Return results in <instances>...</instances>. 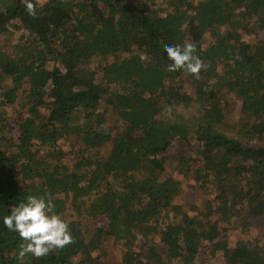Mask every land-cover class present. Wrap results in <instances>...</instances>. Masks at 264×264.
<instances>
[{
    "label": "trees",
    "instance_id": "obj_1",
    "mask_svg": "<svg viewBox=\"0 0 264 264\" xmlns=\"http://www.w3.org/2000/svg\"><path fill=\"white\" fill-rule=\"evenodd\" d=\"M32 2L35 17L0 0V264L23 243L3 218L45 193L75 242L22 264H101L104 239L110 264H264V236L227 234L264 218V0ZM188 41L199 79L167 71L164 45ZM178 173L201 190L194 213Z\"/></svg>",
    "mask_w": 264,
    "mask_h": 264
},
{
    "label": "clouds",
    "instance_id": "obj_2",
    "mask_svg": "<svg viewBox=\"0 0 264 264\" xmlns=\"http://www.w3.org/2000/svg\"><path fill=\"white\" fill-rule=\"evenodd\" d=\"M29 16L37 14L36 4L32 0H22ZM197 45L188 41L183 45H164L167 58L171 61L168 72L183 71L199 79L202 69L206 70L204 62L195 54ZM141 61L149 59L146 53L140 55ZM170 111V109H169ZM8 231L18 233L23 243L17 254V259L31 254L35 258H43L58 250H62L75 242L71 235L69 224L55 213V205L51 194L44 196L29 195L25 202H20L3 218Z\"/></svg>",
    "mask_w": 264,
    "mask_h": 264
},
{
    "label": "rangeland",
    "instance_id": "obj_3",
    "mask_svg": "<svg viewBox=\"0 0 264 264\" xmlns=\"http://www.w3.org/2000/svg\"><path fill=\"white\" fill-rule=\"evenodd\" d=\"M39 2H42L44 0H38ZM14 36L13 35H5L0 37V43L6 46H9L11 41H13ZM96 58L93 57L90 61V65L93 66L96 63ZM185 86L187 87L188 90L191 89V86L189 83H185ZM240 99L237 97H231L228 98V103H227V111L234 115L238 116L240 113ZM192 107H189L187 111H191ZM14 113V112H13ZM110 123L115 122L117 119L115 116H112L109 118ZM173 144L170 145L169 150L170 153L173 152L175 149L174 147V141L172 142ZM172 148V149H171ZM170 159H167L166 164H165V172H170ZM176 176L180 179V186L181 190L180 193L175 197V201L178 203H181L183 207L189 212V213H194L196 210L202 206V203L200 201L201 194H200V188L196 186L197 183H195L192 179L185 175H180L179 173L176 174ZM171 214V213H170ZM81 223H83L84 228L87 230H94L96 225H104L105 224V218L103 216H99L96 218H86L85 216H82L80 218ZM228 234V239L230 242L236 241L238 237L241 235H247V236H264V218L259 217L256 219H253L251 222V226L247 231L242 233L240 230V227L237 226H231L227 230ZM104 248V253L101 255L100 260L101 264H110L112 262H115L119 260L120 257V252L118 248L111 242V239H104L103 244ZM222 260L220 252H216L211 260L208 262V264H217Z\"/></svg>",
    "mask_w": 264,
    "mask_h": 264
}]
</instances>
